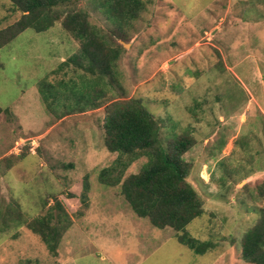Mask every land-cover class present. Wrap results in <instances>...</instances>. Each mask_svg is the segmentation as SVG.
Segmentation results:
<instances>
[{
    "label": "rangeland",
    "instance_id": "1",
    "mask_svg": "<svg viewBox=\"0 0 264 264\" xmlns=\"http://www.w3.org/2000/svg\"><path fill=\"white\" fill-rule=\"evenodd\" d=\"M102 1L67 7L122 47L114 86L62 65L79 43L60 21L0 48V264H248L239 243L264 218V0H143L135 20L115 22ZM22 15L0 0V29ZM130 98L158 121L164 148L189 141L181 160L203 213L185 231L212 243L202 255L138 218L121 184L99 180L118 156L104 146L106 106ZM41 218L70 223L55 256L28 228Z\"/></svg>",
    "mask_w": 264,
    "mask_h": 264
},
{
    "label": "trees",
    "instance_id": "2",
    "mask_svg": "<svg viewBox=\"0 0 264 264\" xmlns=\"http://www.w3.org/2000/svg\"><path fill=\"white\" fill-rule=\"evenodd\" d=\"M8 1L23 15L18 21L0 29V48L26 29L41 33L60 21L63 30L79 43L78 52L62 65H71L94 79L108 78L112 86L117 84L113 78V68L122 47L111 45L88 22L87 13L70 10L67 7L70 0ZM100 7L110 21H133L144 9V2L103 0ZM39 86V92L47 102L46 99L53 94L52 85L42 81ZM103 130L105 149L118 156L111 167L100 171V182L109 186L121 184V193L138 218L147 219L159 230L168 227L177 233L181 232L176 236L177 241L194 254L202 255L211 249L213 245L210 241H198L185 231V227L203 213L198 194L186 181L188 165L181 160L189 147L188 139L179 137L169 150L164 148L160 145L158 121L140 100L133 98L106 106ZM122 156H127L128 160L122 162ZM140 156L146 157V163L137 174L122 180L125 169ZM117 172L116 177L107 181L108 175ZM83 188L87 191V184ZM56 206L60 207L59 204ZM47 222L41 218L28 224V228L40 237L48 252L55 256L59 238L70 223L58 229ZM239 245L242 261L264 264V218L243 234Z\"/></svg>",
    "mask_w": 264,
    "mask_h": 264
},
{
    "label": "water",
    "instance_id": "3",
    "mask_svg": "<svg viewBox=\"0 0 264 264\" xmlns=\"http://www.w3.org/2000/svg\"><path fill=\"white\" fill-rule=\"evenodd\" d=\"M123 45L126 46L127 44H124V43H123Z\"/></svg>",
    "mask_w": 264,
    "mask_h": 264
}]
</instances>
